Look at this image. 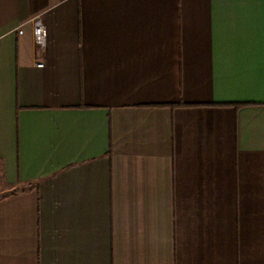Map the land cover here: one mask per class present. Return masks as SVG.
Listing matches in <instances>:
<instances>
[{"label":"crops","instance_id":"1","mask_svg":"<svg viewBox=\"0 0 264 264\" xmlns=\"http://www.w3.org/2000/svg\"><path fill=\"white\" fill-rule=\"evenodd\" d=\"M0 175V264H264V0H0Z\"/></svg>","mask_w":264,"mask_h":264},{"label":"built area","instance_id":"2","mask_svg":"<svg viewBox=\"0 0 264 264\" xmlns=\"http://www.w3.org/2000/svg\"><path fill=\"white\" fill-rule=\"evenodd\" d=\"M21 34V32H19ZM33 43L36 48L43 49L46 45V31L40 19H36L33 23Z\"/></svg>","mask_w":264,"mask_h":264},{"label":"rangeland","instance_id":"3","mask_svg":"<svg viewBox=\"0 0 264 264\" xmlns=\"http://www.w3.org/2000/svg\"><path fill=\"white\" fill-rule=\"evenodd\" d=\"M10 192H12V191H10L9 189H7V188L5 187V185H4V183H3V180H2V177H1V175H0V197H2V196H4V195H7V194H9Z\"/></svg>","mask_w":264,"mask_h":264}]
</instances>
